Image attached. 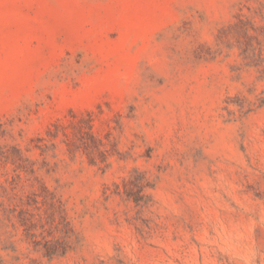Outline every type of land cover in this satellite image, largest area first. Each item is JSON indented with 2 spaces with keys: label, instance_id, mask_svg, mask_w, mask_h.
I'll return each mask as SVG.
<instances>
[{
  "label": "rangeland",
  "instance_id": "rangeland-1",
  "mask_svg": "<svg viewBox=\"0 0 264 264\" xmlns=\"http://www.w3.org/2000/svg\"><path fill=\"white\" fill-rule=\"evenodd\" d=\"M0 264H264V0H0Z\"/></svg>",
  "mask_w": 264,
  "mask_h": 264
}]
</instances>
